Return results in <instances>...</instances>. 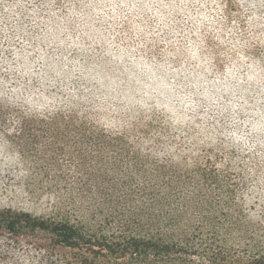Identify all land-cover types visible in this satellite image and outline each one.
Instances as JSON below:
<instances>
[{"label": "clouds", "instance_id": "clouds-1", "mask_svg": "<svg viewBox=\"0 0 264 264\" xmlns=\"http://www.w3.org/2000/svg\"><path fill=\"white\" fill-rule=\"evenodd\" d=\"M60 115L159 164L211 161L264 226V0H0V211L60 203L16 139ZM64 247L0 221V264H69Z\"/></svg>", "mask_w": 264, "mask_h": 264}, {"label": "trees", "instance_id": "trees-1", "mask_svg": "<svg viewBox=\"0 0 264 264\" xmlns=\"http://www.w3.org/2000/svg\"><path fill=\"white\" fill-rule=\"evenodd\" d=\"M16 139L33 161L32 187L64 195L50 215L3 210L0 221L54 234L69 264H264L255 225L211 161L159 164L75 115L26 121Z\"/></svg>", "mask_w": 264, "mask_h": 264}, {"label": "rangeland", "instance_id": "rangeland-1", "mask_svg": "<svg viewBox=\"0 0 264 264\" xmlns=\"http://www.w3.org/2000/svg\"><path fill=\"white\" fill-rule=\"evenodd\" d=\"M46 187L48 186L46 185ZM45 215H50V213H46ZM254 229H255V232H253L255 236L254 240L256 242L264 243V226L255 225Z\"/></svg>", "mask_w": 264, "mask_h": 264}]
</instances>
